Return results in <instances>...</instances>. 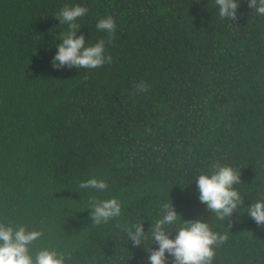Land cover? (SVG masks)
<instances>
[{
  "label": "trees",
  "instance_id": "1",
  "mask_svg": "<svg viewBox=\"0 0 264 264\" xmlns=\"http://www.w3.org/2000/svg\"><path fill=\"white\" fill-rule=\"evenodd\" d=\"M248 4L230 21L215 0H0V223L41 231L33 256L150 264L148 231L173 204L171 238L201 219L227 235L212 264H264V225L247 213L264 200V15ZM75 5L88 9L76 35L103 39L111 63L52 66L67 31L56 15ZM109 16L115 32L98 30ZM217 162L240 172L244 201L225 221L197 187ZM92 177L107 188H79ZM93 197L118 199L120 215L93 224ZM141 222L134 246L124 229Z\"/></svg>",
  "mask_w": 264,
  "mask_h": 264
},
{
  "label": "clouds",
  "instance_id": "2",
  "mask_svg": "<svg viewBox=\"0 0 264 264\" xmlns=\"http://www.w3.org/2000/svg\"><path fill=\"white\" fill-rule=\"evenodd\" d=\"M218 5L219 15L227 20L237 18L238 0H215ZM248 6L258 14L264 15V0H249ZM86 7L75 5L62 8L56 17L60 24L67 25V31L62 37V42L57 45L56 55L53 57L54 68L76 67L78 69H95L105 63H111V55H105V41L99 40L95 44L87 43L81 33L76 35L81 25L78 18L87 13ZM96 28L101 31L113 33L116 30L114 19L109 16L100 19ZM149 85L141 81L135 85L136 92H146ZM211 174L197 176L199 200L207 205V209L214 213L220 220L232 216L238 206L244 203L239 192L233 187L241 182L240 172L231 166H222L219 162L212 166ZM80 189H96L103 191L107 183L103 179L92 177L79 184ZM91 217L93 224L106 223L111 218L121 213V204L116 198L90 200ZM163 217L152 223L148 232L152 239L158 243L157 248L146 247L150 252V264H167L166 253L173 257L172 264H212L214 258V245L222 244L227 240V235H220L212 231L209 224L201 219L184 220V226L178 229L175 238H171L166 225L173 224L178 217L173 204H164ZM258 225H264V200L252 203L247 212ZM128 240L134 246H140L146 239L143 223L132 227H125ZM42 235L41 231L28 230L21 225L14 228L11 224L0 223V264H66V255L56 249L43 248L35 256L30 251V245Z\"/></svg>",
  "mask_w": 264,
  "mask_h": 264
}]
</instances>
